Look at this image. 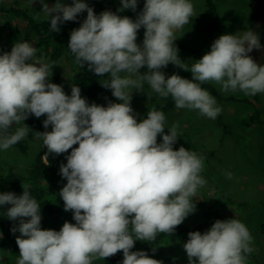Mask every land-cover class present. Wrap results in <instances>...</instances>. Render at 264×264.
Segmentation results:
<instances>
[{
  "label": "clouds",
  "instance_id": "obj_1",
  "mask_svg": "<svg viewBox=\"0 0 264 264\" xmlns=\"http://www.w3.org/2000/svg\"><path fill=\"white\" fill-rule=\"evenodd\" d=\"M39 2L52 32L87 13L67 46L81 67L87 65L99 77L109 74L102 86L121 103L89 104L75 85L66 94L50 82V65L26 40L0 54V150L28 137L31 129L24 121L30 115L46 116L43 127L51 126V131L33 133L47 148L45 158L71 149L67 163L60 165L67 183L59 196L75 223L65 221L59 231L42 229L41 206L28 186L22 185L21 195L0 193V207L11 205L7 218L18 221L11 228L20 233L17 264H93L121 251L122 264H163L132 249L137 240L155 241L158 233L170 236L195 211L193 198L207 183L201 175L204 162L183 146L174 150L177 126L166 127L163 111L152 108L137 122L132 93L144 92L147 83L160 97L171 96L177 109L215 119L221 109L202 84L212 82L224 92L264 94V65L249 55L262 47L260 37L252 30L221 35L189 69L174 42L175 33L196 15L191 0H145L135 20L119 13L135 12L138 0H120L117 12L99 15L85 0H56L52 6ZM141 28L142 45L137 43ZM169 63L191 72L192 79L166 77L161 69ZM14 125L16 131L9 133ZM252 239L247 226L231 218L216 220L203 234L189 232L183 248L188 264H246Z\"/></svg>",
  "mask_w": 264,
  "mask_h": 264
},
{
  "label": "rangeland",
  "instance_id": "obj_2",
  "mask_svg": "<svg viewBox=\"0 0 264 264\" xmlns=\"http://www.w3.org/2000/svg\"><path fill=\"white\" fill-rule=\"evenodd\" d=\"M15 1L19 2L22 9L27 6L31 9L41 6L39 0H35L33 4L30 3V0H0V7L6 8ZM55 2L56 0H45L49 6ZM191 2L194 5L196 15L192 16L189 23L175 33L177 40L174 42L179 49V58L187 64L189 69L196 63V60L201 59L204 54L210 51L212 43L221 35H234L237 32L247 30H252L259 35L260 22L251 24L247 20L248 14L253 11V0H214L221 21L220 32L208 43H205L203 27L211 21V17L205 9L206 0H191ZM107 8V0H94L93 9L97 15L108 10ZM53 15L55 14L53 13ZM135 15L137 17L138 13ZM40 17L46 16L41 12ZM82 22L78 21L70 29V33L73 29L79 28ZM11 23L12 26L15 24L26 25L20 20ZM144 31L143 28L138 31V44L142 45ZM27 37L24 35V38ZM191 50L193 51L192 57L190 56ZM4 52L6 51L3 47V39L0 37V54ZM249 55L257 64L264 65V45L260 49H253ZM45 62L47 63V61ZM161 71L165 73L166 77L178 74L182 78L192 79L191 72L171 63L166 68H162ZM56 72L60 76L58 85H61L65 93L70 95L71 87L74 85L73 66L66 59H60L56 65ZM140 72L142 74L147 72V68H141ZM106 77L109 79V74H106ZM207 83L215 87L223 97L221 120H219V116L215 119H209L200 115L196 110L177 109L171 96L160 97L152 91L147 83L144 84V92L133 91L131 106L134 109V114H136L137 122L146 119L148 110L152 108L163 111L167 118L166 127L176 125L177 134L186 137L194 144V148L190 151L195 152L203 159L204 168L201 175L207 181L205 186L199 189L197 196L209 200L220 211L232 209L234 218L243 222L250 231L253 238L252 253L258 257L261 263H264L262 234L264 228V94L246 95L240 91L224 92L219 85L212 82ZM81 96L89 104L96 103L105 107L109 101L121 103L112 96L110 89L94 99L87 98L83 92H81ZM170 101L174 103L173 108H164ZM252 103L261 108V125H258L256 121L251 124L244 123L254 112ZM41 117L46 118V116ZM19 126L22 127L23 124ZM44 131H51V126L43 130L31 129L28 137L25 138L29 145L26 155L21 154L17 148L12 146L6 151L0 150V176H9L13 172L24 174L31 168L36 162L38 154L47 151V148L42 147V142L35 138L33 133ZM167 133L168 129L165 128V134ZM160 142H162V137L158 136V143ZM73 147H78V144ZM70 152L71 149L68 153L56 155L59 166L62 163H67L66 157ZM227 173H231V178H227ZM66 183V179H63L59 174L51 186L52 189H55L53 197L61 198L59 192ZM188 218L189 216L185 220L188 221ZM65 221L75 223L71 211H65L51 218L42 215L41 228L59 231ZM16 233L18 236L20 235L19 232ZM2 236L0 235V239ZM187 240L188 234L171 237L169 240L157 244L154 247L156 248L155 252L145 251L141 245L142 241L137 240L132 251H145L149 257L161 260L163 264H188L187 254L183 248V244ZM18 256L19 252L13 254L9 264H17ZM114 256L119 258L118 261L97 259L93 261V264H122V251L119 256ZM0 264L6 263L0 259ZM246 264H258V260L249 258L246 260Z\"/></svg>",
  "mask_w": 264,
  "mask_h": 264
},
{
  "label": "trees",
  "instance_id": "obj_3",
  "mask_svg": "<svg viewBox=\"0 0 264 264\" xmlns=\"http://www.w3.org/2000/svg\"><path fill=\"white\" fill-rule=\"evenodd\" d=\"M66 4H71L72 0H63ZM90 7L93 8L94 0H85ZM145 0H138V6L135 12L131 9L125 10L122 15H126L135 20V13H139L143 9ZM253 11L248 14L247 20L249 23L260 22V44L264 45V0H253ZM41 6L35 9L20 8L19 2L15 1L13 4L6 8L0 7V37L3 39V47L6 52H11L12 46L16 43L24 42L25 40L37 47L38 56L45 58V61L50 65L49 71L52 72L49 78L50 82L58 84L60 80L59 74L56 72V65L60 59H66L74 68L73 84L79 86L81 92L89 99H94L107 89L102 86L104 80H107L106 74L102 77L94 75L87 68L81 67L75 62V58L68 48V41L70 39V29H72L78 21H83L87 13L84 12L78 15L76 21H67L60 25L59 32H52L48 18L40 17ZM107 9L112 12H117V9L121 7L120 0H107ZM206 13L211 17V21L203 27V33L205 36L204 42L212 40L219 32L221 27V21L219 13L214 0H206ZM20 20L25 22L26 25L19 26V24L11 25L12 21ZM11 23V24H10ZM18 23V21H17ZM24 35L28 36L24 38ZM190 56H193V51H190ZM202 88L207 90L216 100V106L221 109V101L223 97L217 91L215 87L208 83L201 85ZM256 100V99H255ZM254 100V101H255ZM247 101V100H243ZM171 103V102H170ZM167 104L164 108H173L174 103ZM253 113L250 115L248 121L245 124H251L256 121L259 125L262 124L260 119L261 108L257 104L252 103ZM219 120L222 117V110L219 113ZM257 118V119H256ZM46 118H36L34 115H30L24 123L34 130H43V120ZM256 119V120H255ZM247 126V125H246ZM17 126H13L8 131L14 133ZM179 136V135H178ZM181 146L188 149L189 151L194 148V144L184 136H179L177 142L173 145L174 150H178ZM12 147L17 148L23 155L28 153L29 145L28 142L23 139ZM43 151L38 154L36 162L27 170L26 173L21 174L13 172L9 176H0V193L13 192L16 195H21L23 192V186H28L31 195L37 200L41 206V214L48 216L49 218L59 215L64 211V202L61 198L53 197L54 190L51 186L59 175V162L56 155H48L45 158ZM193 204L196 205L195 211L189 215L188 221L177 226L175 232L168 236L167 234L158 233L155 241H142V248L150 252L152 247L154 248L157 244L163 243L169 240L171 237H180L187 235L192 231H200L202 234L209 230L212 224L216 220H227L234 218L232 209L227 211H220L209 200L197 196L193 198ZM11 205H5L0 207V233L2 238L0 239V259L2 262L9 264L12 255L19 252L18 245L16 244L17 233L13 234L11 228L18 224V221H11L6 216L7 208ZM187 221V222H186ZM263 243H264V228L262 229ZM118 252L117 256H119ZM256 258L258 264L261 263L252 252L247 255V259ZM114 255L110 258H106L108 261H118Z\"/></svg>",
  "mask_w": 264,
  "mask_h": 264
},
{
  "label": "bare ground",
  "instance_id": "obj_4",
  "mask_svg": "<svg viewBox=\"0 0 264 264\" xmlns=\"http://www.w3.org/2000/svg\"><path fill=\"white\" fill-rule=\"evenodd\" d=\"M205 9H206V8H205ZM170 102H171V101H170ZM168 103H169V102H168ZM171 103H172V102H171ZM171 103H170V104H171ZM172 104H173V103H172ZM156 108H157V107H156Z\"/></svg>",
  "mask_w": 264,
  "mask_h": 264
}]
</instances>
